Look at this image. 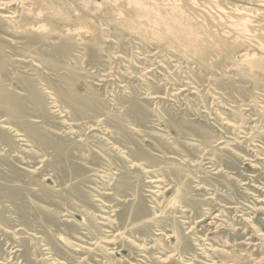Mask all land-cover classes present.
Masks as SVG:
<instances>
[{
    "label": "rangeland",
    "instance_id": "374dc122",
    "mask_svg": "<svg viewBox=\"0 0 264 264\" xmlns=\"http://www.w3.org/2000/svg\"><path fill=\"white\" fill-rule=\"evenodd\" d=\"M14 1L0 264H264V0Z\"/></svg>",
    "mask_w": 264,
    "mask_h": 264
},
{
    "label": "bare ground",
    "instance_id": "6f19581e",
    "mask_svg": "<svg viewBox=\"0 0 264 264\" xmlns=\"http://www.w3.org/2000/svg\"><path fill=\"white\" fill-rule=\"evenodd\" d=\"M18 1H22V0H17V2ZM29 1V0H28ZM130 1V0H129ZM14 2H16V0L14 1ZM16 2V3H17ZM42 2H43V0H42ZM47 2V1H46ZM50 2V1H49ZM13 2H9V3H6L7 5H10V4H12ZM39 3V2H38ZM52 3V2H51ZM153 3V2H152ZM166 3V2H165ZM5 4V3H4ZM18 4V3H17ZM21 4H22V2H21ZM52 5V4H51ZM54 5H55V3H54ZM163 5V4H162ZM262 6H264V1H262V4H261ZM22 6V5H21ZM33 6V5H32ZM47 6H48V4H47ZM131 6V5H130ZM154 6V5H153ZM174 6H176V5H174ZM230 6H232V5H230ZM25 7V6H24ZM28 7V6H27ZM43 7H44V5H43ZM161 7V6H160ZM211 7V6H210ZM33 8V7H32ZM32 8H30V9H24V11L22 12V14L20 15V17H23V15H26V14H28L29 12H31L32 10ZM47 8H49V7H47ZM60 8H62V7H60ZM158 8V7H157ZM156 8V9H157ZM164 8H166V7H164ZM178 8V7H177ZM176 8V9H177ZM183 8V7H182ZM147 9V8H146ZM62 10V9H61ZM160 10V9H159ZM227 10V9H226ZM64 11H65V9H64ZM64 11L62 12V13H64ZM78 11V10H77ZM176 11V10H175ZM241 11V9L240 10H238V9H235V10H233V12H236V13H238V12H240ZM46 12H47V10H46ZM241 12H243V11H241ZM246 12V11H245ZM32 13V12H31ZM51 16L50 17H52L54 20H57V19H59L58 21H60V19H64V18H62V14L60 13V12H51V10H50V12H48ZM80 13V12H79ZM30 14V13H29ZM28 14V15H29ZM38 14L39 13H36V15L38 16ZM47 14V13H46ZM49 14H48V17H49ZM82 14V13H81ZM219 14V13H218ZM242 14V13H241ZM32 15V14H31ZM43 15V14H42ZM41 15V16H42ZM258 15V14H257ZM47 16V15H46ZM156 16V15H155ZM158 17H159V15H157ZM221 16V15H220ZM254 16V15H253ZM26 17V16H25ZM69 17V16H68ZM83 17H85V16H83ZM222 17V16H221ZM220 17V18H221ZM243 18H238L236 21H231L230 23L236 28V33H238L240 36H244V37H250V36H252L251 35V33H250V31H249V28L247 27V24L249 23V22H251L250 21V15L248 16V15H245V16H242ZM47 18V17H46ZM167 18V17H166ZM224 18V17H223ZM24 19V18H23ZM35 19H36V17H35ZM39 18H37V20H38ZM49 19V18H48ZM67 19V18H66ZM80 19V18H79ZM232 19V18H231ZM255 19V18H254ZM20 20V19H19ZM50 20V19H49ZM76 20H78V19H76V18H73L72 20L71 19H69V21H71V22H76ZM95 20V19H94ZM175 20V22L174 23H176L177 22V19L175 18L174 19ZM179 20V19H178ZM173 21V20H172ZM249 21V22H248ZM43 22V21H42ZM81 22H82V20H81ZM93 22V21H92ZM169 22V21H168ZM18 23V22H17ZM41 23V22H40ZM47 23V22H46ZM46 23H43V24H46ZM80 23V22H79ZM89 23V22H88ZM151 23V22H150ZM32 24V26L34 27V25H35V28L36 27H38V28H40V29H42V27H41V24H40V26H37V24L36 23H31ZM31 24H28V25H31ZM254 24H256V23H254ZM18 25H19V23H18ZM177 25V24H176ZM175 25V26H176ZM179 25H180V23H179ZM183 25V24H182ZM24 26V25H23ZM168 26V25H167ZM178 26V25H177ZM184 26H186V25H184ZM188 26V25H187ZM182 27V26H181ZM176 28V27H175ZM174 28V29H175ZM95 29V28H94ZM93 29V30H94ZM168 29V28H167ZM171 29V28H170ZM181 29V28H180ZM192 29V28H191ZM79 31V30H78ZM97 32V31H96ZM169 32V31H168ZM70 33V32H69ZM162 33V32H161ZM74 34V33H73ZM165 34V33H164ZM174 34H175V32H174ZM153 37H154V35H153ZM79 38V37H78ZM251 38V37H250ZM156 39V38H155ZM166 39V38H165ZM174 39V38H173ZM180 40V39H179ZM261 43V42H260ZM189 49V48H188ZM198 49V48H197ZM212 50V49H211ZM197 52V51H196ZM197 55V54H196ZM159 180H161V179H157V181H159Z\"/></svg>",
    "mask_w": 264,
    "mask_h": 264
}]
</instances>
